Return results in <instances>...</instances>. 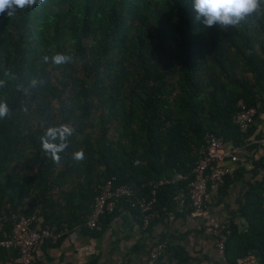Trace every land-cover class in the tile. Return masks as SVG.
I'll use <instances>...</instances> for the list:
<instances>
[{"label":"trees","instance_id":"obj_1","mask_svg":"<svg viewBox=\"0 0 264 264\" xmlns=\"http://www.w3.org/2000/svg\"><path fill=\"white\" fill-rule=\"evenodd\" d=\"M57 54L70 62L53 63ZM0 81L9 109L0 117L1 239L16 215L37 216L41 227H85L112 179L155 195L161 218L188 192L209 134L224 137L239 160L253 149L245 144L254 126L244 133L235 117L241 101L257 110L264 102V11L208 27L194 0H44L0 14ZM64 126L72 131L57 164L41 138ZM257 165L264 170V158ZM247 173L238 166L215 187L224 196ZM161 180L169 183L154 188ZM121 206L141 223L129 202ZM239 213L249 227L223 228L222 264H240L251 251L264 264V176L249 184ZM114 216H102V228ZM164 242L163 258L189 263L174 236Z\"/></svg>","mask_w":264,"mask_h":264},{"label":"crops","instance_id":"obj_2","mask_svg":"<svg viewBox=\"0 0 264 264\" xmlns=\"http://www.w3.org/2000/svg\"><path fill=\"white\" fill-rule=\"evenodd\" d=\"M263 136L264 102L260 101L254 129L245 144L253 149L243 150L240 160L231 164L233 172L243 166L248 173L231 185L224 196L215 186L211 187L207 196L208 209L203 215H193L177 199L171 213L145 231L136 213L122 207L100 231L77 226L72 230L69 228L70 233L61 240L42 245L37 251V264H182L162 256L156 261L151 257L153 247L169 236H174L175 243L186 250L190 257L188 264H222L224 257L217 249L213 230L234 222L240 231H247L249 224L241 218L239 211L249 184L264 176V170L257 168L264 158V147L259 144ZM1 231L2 228L0 238ZM261 261L262 255L251 251L249 259L240 264H259ZM0 264H16L15 254L11 251L0 253Z\"/></svg>","mask_w":264,"mask_h":264},{"label":"built area","instance_id":"obj_3","mask_svg":"<svg viewBox=\"0 0 264 264\" xmlns=\"http://www.w3.org/2000/svg\"><path fill=\"white\" fill-rule=\"evenodd\" d=\"M240 108L235 117V123L242 132L247 133L256 122L257 109L248 107L244 101L240 102ZM259 144L264 147V136ZM238 160L237 149L228 148L224 142V137L209 134L200 150L194 170V179L189 185V190L182 193L180 197L182 204L187 203L192 208L193 215H203L208 209L207 196L210 184L213 186L221 185L225 176L233 170L231 164H236ZM167 183H169L168 180H161L153 185L154 188H158ZM123 201L129 202L133 208L139 211L142 230H149L160 218V212L155 209L157 202L155 195L151 199L144 196L140 197L131 186L116 185L115 179H112L100 186V193L92 203V212L88 216L85 227L94 231L102 230V216L107 213H116L122 208ZM13 220L12 234L5 239L0 238V249L18 251L19 257L16 264H37V251L46 241H58L70 233L68 227L65 230H60L57 226L41 227L37 216L16 215ZM223 228L218 227L213 230L216 246L220 252L224 250L228 238V233H225ZM166 248L167 242L158 243L151 250L152 259L158 260Z\"/></svg>","mask_w":264,"mask_h":264},{"label":"clouds","instance_id":"obj_4","mask_svg":"<svg viewBox=\"0 0 264 264\" xmlns=\"http://www.w3.org/2000/svg\"><path fill=\"white\" fill-rule=\"evenodd\" d=\"M37 3H44V0H0V14L6 13L7 16L15 14L16 9H24L26 7L35 6ZM262 0H194V9L197 12V19L203 17V23L212 27L219 25L220 27L233 26L238 24L247 15L264 11L261 9ZM47 62L48 57L44 58ZM71 57L63 54H57L52 57L53 63L60 65L70 62ZM33 86L37 84L36 80L31 82ZM3 84V81H0ZM9 109L6 103H0V117L7 115ZM69 127H61L59 129H49L44 137L41 138L42 148L46 153L51 155L53 161L57 164L60 162L59 153L66 147L67 136L71 134ZM59 139L61 142L56 143ZM83 151L74 153V159L83 160Z\"/></svg>","mask_w":264,"mask_h":264}]
</instances>
